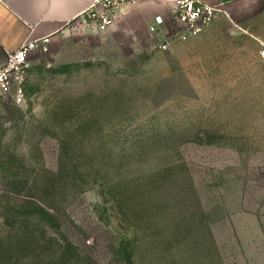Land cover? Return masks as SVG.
<instances>
[{
    "label": "rangeland",
    "instance_id": "obj_1",
    "mask_svg": "<svg viewBox=\"0 0 264 264\" xmlns=\"http://www.w3.org/2000/svg\"><path fill=\"white\" fill-rule=\"evenodd\" d=\"M261 10L170 58L97 7L34 53L0 96V264H264Z\"/></svg>",
    "mask_w": 264,
    "mask_h": 264
},
{
    "label": "crops",
    "instance_id": "obj_2",
    "mask_svg": "<svg viewBox=\"0 0 264 264\" xmlns=\"http://www.w3.org/2000/svg\"><path fill=\"white\" fill-rule=\"evenodd\" d=\"M97 1L0 0V66L6 63L10 53L17 51L27 41L48 39L53 42L63 32L66 25L88 12ZM174 1L148 0L134 7L123 8L117 13L116 23H128L131 27L138 28L149 25L156 17H162L169 22ZM202 1L223 10L224 13L214 23L216 24L224 18L233 17L234 19L238 16L241 7L257 0ZM260 12L264 17V10ZM261 42H264V36ZM189 45L192 44L175 46L172 42V50L168 51L167 55L170 58H176L178 57L177 50ZM258 59L260 61L259 52Z\"/></svg>",
    "mask_w": 264,
    "mask_h": 264
},
{
    "label": "built area",
    "instance_id": "obj_3",
    "mask_svg": "<svg viewBox=\"0 0 264 264\" xmlns=\"http://www.w3.org/2000/svg\"><path fill=\"white\" fill-rule=\"evenodd\" d=\"M146 1L148 0H98L89 11L97 7L101 9L98 27L101 31H106L114 26L118 11ZM223 13V10L202 0H175L171 20L166 22L162 17H156L149 29L157 35L161 48L168 52L172 50L173 32L179 29L178 33L182 37L198 36L211 27ZM49 46L48 39L27 41L8 55L6 63L0 66L1 97L12 100L17 105L25 103V84L30 70V59L37 51L47 52ZM259 58L264 70V42L260 44Z\"/></svg>",
    "mask_w": 264,
    "mask_h": 264
}]
</instances>
